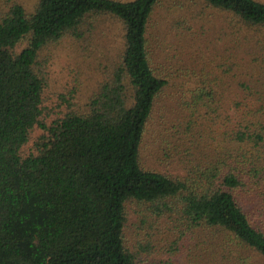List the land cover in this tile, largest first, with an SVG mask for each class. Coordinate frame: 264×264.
I'll return each mask as SVG.
<instances>
[{
  "label": "trees",
  "instance_id": "trees-1",
  "mask_svg": "<svg viewBox=\"0 0 264 264\" xmlns=\"http://www.w3.org/2000/svg\"><path fill=\"white\" fill-rule=\"evenodd\" d=\"M188 1L223 14L228 30L216 72H195L175 99L181 130L168 144L201 156L170 176L140 159L169 86L149 38L163 0H37L31 12L0 0V264H138L127 240L131 200L149 205L145 222H160L172 264L178 255L248 263L239 249L264 258V1ZM103 17L122 25L118 62L86 101L48 119L45 50L69 36L88 40ZM218 120L224 129L210 149L199 138Z\"/></svg>",
  "mask_w": 264,
  "mask_h": 264
},
{
  "label": "rangeland",
  "instance_id": "rangeland-1",
  "mask_svg": "<svg viewBox=\"0 0 264 264\" xmlns=\"http://www.w3.org/2000/svg\"><path fill=\"white\" fill-rule=\"evenodd\" d=\"M19 1L31 12L37 0ZM227 30L223 14L205 8L200 3L163 0L156 8L149 28L151 62L156 70L169 79V86L156 98L152 116L146 126L140 148L144 168L170 176H182L186 173L183 162L201 156L196 150L195 157L186 158L182 154L183 147L178 153L170 146L172 144H168L171 133L176 129L181 130L176 119L175 99L190 86L192 79L194 81L197 78L195 72L197 75L203 70H209L211 74L216 72L215 66L224 53V41L219 39H227L224 35ZM88 37V40L65 37L44 52L50 57L45 66L48 83L44 92V106L50 115L48 119L63 113L74 103L86 101L111 66L114 67L118 62L124 46L119 21L110 17L98 19ZM207 72L206 75L209 74ZM204 127V136L199 138L200 142L214 149L218 143L216 139L224 128L219 120L206 123ZM40 134V129L33 132L31 141L24 148L25 153L30 152L34 139ZM126 211L128 245L137 253L139 251L138 264L174 263L173 255L162 250L165 241L162 240L160 222H155L153 226L145 222L150 212L149 205L131 200L127 202ZM239 251V255L247 258L248 263L264 264V258L257 257L250 250ZM175 259L179 264H196L194 259H186L181 255ZM178 263L175 261V264Z\"/></svg>",
  "mask_w": 264,
  "mask_h": 264
}]
</instances>
